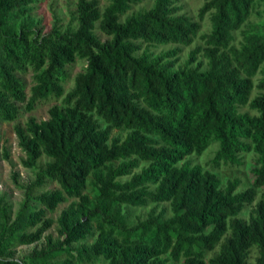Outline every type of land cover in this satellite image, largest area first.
Segmentation results:
<instances>
[{
  "label": "trees",
  "instance_id": "trees-1",
  "mask_svg": "<svg viewBox=\"0 0 264 264\" xmlns=\"http://www.w3.org/2000/svg\"><path fill=\"white\" fill-rule=\"evenodd\" d=\"M38 1L0 0V119L59 99L45 119L13 124L21 163L46 159L11 219L0 194V264H264V0H203L196 17L180 0H75L73 25L45 32L30 13ZM75 59L85 63L64 89ZM210 143L205 168L184 158ZM249 151L250 185H221L218 167ZM148 203L127 221L123 205ZM53 222L55 237L43 233ZM41 237L28 260L10 257Z\"/></svg>",
  "mask_w": 264,
  "mask_h": 264
},
{
  "label": "rangeland",
  "instance_id": "rangeland-1",
  "mask_svg": "<svg viewBox=\"0 0 264 264\" xmlns=\"http://www.w3.org/2000/svg\"><path fill=\"white\" fill-rule=\"evenodd\" d=\"M203 0H180L182 4L181 11H185L189 15L196 17L197 10L201 5ZM107 3V0H98V5L102 8ZM143 6H148L147 2L142 3ZM75 0H39L36 3H33V7L30 13L35 19H37V24L35 27H38L42 32L47 31L51 24L56 21L60 28H64L66 25H73L74 21L71 20V11L74 9ZM208 28V23L205 17L200 21V27L198 33L205 31ZM94 33L101 39H107L109 36L102 33L99 29L95 28ZM238 36L235 37L237 39ZM200 42L199 39H193L190 43L181 46L179 52L178 61L181 62L185 57L189 49H191L195 43ZM158 49V48H156ZM200 58L199 55H197ZM84 60L75 59L72 63L66 66L68 73L67 79L64 82V89H66L71 84L72 76L80 71L84 65ZM22 79L25 82L26 94H28V87L31 84V75L30 71H27L21 75ZM255 93V89L251 90V95ZM59 102V99H54L52 97L41 100L35 103L34 107L30 110H25L23 105L20 104L19 114L12 120H3L0 119V194H4L5 201L8 204V216L11 219L16 209L19 207V203L24 195L25 185L33 181L35 171L42 166L44 156H40L37 160V168H31L24 166L21 163V159L24 158V153L17 145V140L13 130L14 123H22L24 119L29 116L34 117L36 120L45 119L47 117V109L53 104ZM247 109L245 105L240 107V110ZM120 133L121 136L124 135L125 129L123 128H113L112 134ZM215 143H210L200 154L190 153L184 158H189L195 163H199L202 167H206V162L211 157L213 150L215 148ZM6 153V155L4 154ZM254 154L252 151L246 152L243 154V163L237 167L229 165H220L216 170V174L219 178L220 184L223 185L225 180L232 178L234 176L239 177L240 182L237 185L236 189L241 190L250 185L251 182V173L250 167L253 165ZM145 161H140L139 164L144 163ZM137 168L133 170H137ZM56 183L54 181H47L44 183L42 188L55 187ZM39 189L32 190L33 193H37ZM85 191L91 195L90 185H88ZM257 197V196H256ZM255 199V198H254ZM70 201L68 198L65 201H62L57 204V206L52 211H46L45 216H49L52 219L58 215L59 211L66 206ZM242 211L241 215L246 216L249 206ZM152 203H148L145 206L134 207L130 205H123L122 210L127 216V221L129 223H134L137 217H143L146 211L151 207ZM44 234L49 233L52 237L56 236L55 232V222H53L44 232ZM93 239V236H88L79 242L89 243ZM42 237L34 242L28 244H19L13 247V253L10 257L18 260H28V253L33 247H39L42 243ZM78 244V242L73 243V245ZM216 248L208 252V255L215 252ZM255 255V249L251 248L249 251V260H252ZM6 258H10L5 256ZM171 264H177L174 261L169 260ZM105 264V263H97Z\"/></svg>",
  "mask_w": 264,
  "mask_h": 264
}]
</instances>
